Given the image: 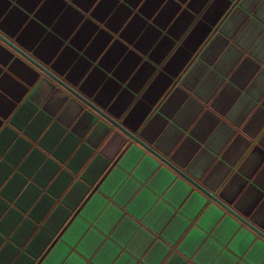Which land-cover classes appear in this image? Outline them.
I'll return each instance as SVG.
<instances>
[{
    "label": "crops",
    "instance_id": "1",
    "mask_svg": "<svg viewBox=\"0 0 264 264\" xmlns=\"http://www.w3.org/2000/svg\"><path fill=\"white\" fill-rule=\"evenodd\" d=\"M94 2L72 0L81 9L77 11L65 0H45L36 11L40 0H0V17L7 15L0 28L46 64L59 53L52 67L62 75L68 72L67 79L73 84L91 69L81 91L91 96L99 88L97 99L105 106L116 97L110 109L116 115L127 107L132 108L125 120L132 127L138 126L151 108H155V117L148 128L158 134L165 119L171 118L188 99V92L203 74L201 68L192 84L185 82L188 92L173 91L177 74L208 35L216 8L207 10L208 0H191L183 9L173 0L167 4L165 0H146L141 7H138L140 0H124L123 4H118V0H101L86 17L84 13L89 12ZM186 2L180 0L181 4ZM246 3L255 4L264 13V0H246ZM133 9H136L134 13ZM130 16L131 22L124 27ZM258 20L253 39L259 41L258 53L264 55V19ZM78 25L81 26L77 30ZM93 34H96L94 39ZM226 43L218 37L204 59L210 63V57ZM6 51L0 50V93L12 99L0 95V128H3L0 131V264H38L41 257L47 259L52 255L49 264H264V243L241 240L238 230L213 235V229L209 228L203 235L195 233L193 228L206 209L191 208V192L182 199L175 189L169 193L167 177H157L148 184L152 173L143 167L132 175L136 166H130L112 185L111 195L95 208L87 209L107 179L100 177L107 171L109 162L92 159V152L80 144V139L65 136L59 123L53 124L50 117L36 114L31 105L17 109L27 91L23 82L33 83L34 72L39 70L15 51ZM256 67L254 60L245 57L225 91L220 93L219 102L212 107L223 114L239 94L231 85L236 84L242 90ZM217 75L227 80L222 74ZM212 91L215 93V87ZM165 95L170 99L162 108L157 107L156 102ZM253 108L254 114L244 129L250 134L264 127V91ZM201 111L202 107L191 101L188 123ZM218 122L210 112H204L196 124L197 130L190 134L194 139L185 138L176 148L183 137V132H178L169 151L176 148V158L186 163L199 149L197 141L202 143ZM182 127L188 130L187 123ZM86 130V121L73 129L80 138ZM111 132L118 130L111 128ZM241 142L242 137L237 135L228 151ZM231 163L232 170L239 174L234 162ZM77 176L87 186L79 183ZM138 179L144 190L136 189L132 183ZM245 184H251L249 195L256 194L250 207L259 209L258 217L264 216V182L257 184L248 176L243 178L241 186ZM88 193L91 194L84 199ZM170 201L175 208L173 212L164 207ZM178 213L183 218L177 221L173 232L168 225L177 219ZM145 232L152 234L151 240ZM189 243L203 249L191 262L180 255Z\"/></svg>",
    "mask_w": 264,
    "mask_h": 264
},
{
    "label": "clouds",
    "instance_id": "2",
    "mask_svg": "<svg viewBox=\"0 0 264 264\" xmlns=\"http://www.w3.org/2000/svg\"><path fill=\"white\" fill-rule=\"evenodd\" d=\"M100 2L101 0H95L92 8L84 15L90 16L91 11L95 10ZM167 2L168 0H165V4ZM173 2L179 4L183 9L191 0H187L185 4H181L180 0H173ZM44 3L45 0H40L36 11L43 7ZM65 3L77 11H81L72 3V0H65ZM123 3L124 0H118V4ZM144 3L146 0H140L138 7L143 6ZM213 7L216 8V11L209 29V33L211 31L212 34L209 36L208 33L184 68L177 74L179 78L173 91L180 89L183 92H188L185 82L192 84L193 77L201 68L204 69L203 74L195 82L192 91L188 92V99L179 105L171 118L165 119L166 123L158 134H155L154 129L148 128L149 122L155 117V108H151L138 126L132 127L125 123L132 108L127 107L120 115H116L110 111L116 97H113L112 101H109L105 106L97 99L99 88L91 96L81 91V85L91 73V69L78 83L73 84L67 79L68 72L62 75L52 67L59 53L52 62L46 64L33 52L19 44L17 39L3 28H0V50L15 51L19 56L24 57L31 66L39 70L38 73L34 72L36 79L33 83L23 82V87L27 91L17 104V109L26 104L31 105L35 108L36 114L42 113L44 116L50 117L53 124L59 123L65 136L71 135L80 139V144L92 152V159L100 158L109 162L107 171L100 177L103 180L104 176H107V179L104 180L98 194L87 209L95 208L97 204L105 200L107 195H111L112 185L117 178L123 175L130 166L135 165L136 168L132 175H135L136 171L141 170L142 167L152 173L151 178L147 181L148 184H151L157 177H167L170 185L169 193L175 189L181 199L189 192L192 193L189 197L191 208L206 209L193 228V231L198 235L205 234L209 228L213 229V235L230 234L238 230L239 239L264 243V216L258 217L259 209L250 207L256 194L249 195L251 184L241 186L243 178L248 176H251L252 181L257 184L264 182V176L261 175L264 173V143H262L264 127H260L258 131H255V134L244 131L254 114L253 104H257L260 92L264 91V55L258 53L259 41L253 39L258 30V18L264 19V13L259 12L255 4L246 3V0H208L207 10ZM136 9H133V13ZM111 15L112 13L109 14V19ZM6 17L7 15L0 17V24ZM131 19L130 16L124 22V27L131 22ZM82 24L83 21H81ZM81 25L77 26V30ZM100 27L104 28V24H101ZM104 30L108 31L107 28ZM95 35L93 34V39ZM218 37L227 43L213 57H210L211 62L208 63L204 59L205 54ZM67 43L68 41H65V44ZM90 43L91 41H89ZM245 57L254 60L257 67L243 85L242 90L236 84L231 85L239 94L232 99L224 113L221 114L212 105L219 102L220 93L225 91V86L230 83L231 77L243 63ZM233 64H236V67H233ZM116 66H119V62ZM113 71H115V67ZM40 73L43 75H39ZM217 74H222L227 80L220 79ZM213 87L216 89L215 93L212 91ZM0 95H4L8 100L12 99L5 93H0ZM118 95L119 93H117ZM169 99L167 95L160 97L155 105L162 108L164 102ZM193 100L202 107L203 111L196 116L194 121L188 123L191 101ZM204 112H210L219 122L208 132L202 143L197 141L200 146L191 159L186 163H181V159L176 158V148H179L185 138L194 139V137H190V134L197 130L196 124L202 119ZM241 117H244L242 122H240ZM81 121H86L87 128L82 138L77 137L76 132L73 131ZM4 123L7 124V120ZM186 123L188 130L184 131L182 126ZM109 125L111 128L117 129L118 132H111ZM0 131H3V128H0ZM178 132H183V137L176 144V148L169 151ZM153 135L154 139H150ZM237 135L242 137V142L229 152L228 149L235 143ZM223 157L227 158L222 159ZM231 162H234L239 174L232 170ZM218 164L222 167H217ZM80 176H83V172ZM80 176H77L76 180L86 185V181ZM132 183L136 189H141V180H133ZM90 194H86L84 199H87ZM159 203H163V200H160ZM109 207L113 206L109 205ZM164 207L168 208L169 212L175 211L171 201ZM191 208L188 211H191ZM107 211L105 209V213ZM182 218L178 213L177 219L168 225V229L174 232L177 221ZM168 229L165 231L167 232ZM145 235L149 237V240L152 239L151 233L145 232ZM202 250L194 248L192 243H189L180 255L191 262L199 256ZM56 252L57 255L60 254L59 249ZM52 259L53 255L47 259L41 257L38 264H49ZM77 259H79L78 256Z\"/></svg>",
    "mask_w": 264,
    "mask_h": 264
}]
</instances>
